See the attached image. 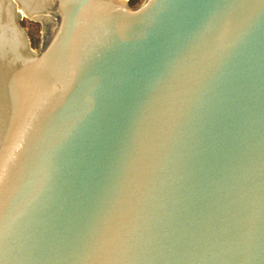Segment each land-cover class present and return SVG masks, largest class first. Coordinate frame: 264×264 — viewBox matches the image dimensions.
<instances>
[{
  "label": "water",
  "instance_id": "water-1",
  "mask_svg": "<svg viewBox=\"0 0 264 264\" xmlns=\"http://www.w3.org/2000/svg\"><path fill=\"white\" fill-rule=\"evenodd\" d=\"M0 264H264V0H0Z\"/></svg>",
  "mask_w": 264,
  "mask_h": 264
},
{
  "label": "rangeland",
  "instance_id": "rangeland-1",
  "mask_svg": "<svg viewBox=\"0 0 264 264\" xmlns=\"http://www.w3.org/2000/svg\"><path fill=\"white\" fill-rule=\"evenodd\" d=\"M142 0H128L131 7H136L140 4ZM20 19H18L19 24L23 27L26 31L29 40L30 46L32 49L37 50L40 42V23L26 17L25 15L21 14Z\"/></svg>",
  "mask_w": 264,
  "mask_h": 264
}]
</instances>
